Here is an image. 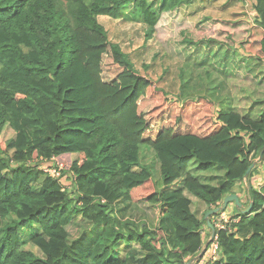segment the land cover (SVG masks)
<instances>
[{
	"label": "trees",
	"instance_id": "obj_1",
	"mask_svg": "<svg viewBox=\"0 0 264 264\" xmlns=\"http://www.w3.org/2000/svg\"><path fill=\"white\" fill-rule=\"evenodd\" d=\"M192 1L0 0V264H185L210 237L204 214L238 187L250 212L236 210L223 229L210 217V264H264V184L252 182L264 171V112L214 111L205 97L180 105L134 70L99 23L126 21L131 3L151 40L161 15ZM242 1L255 12L239 44L254 69L264 64V0ZM5 128L14 135L4 141ZM139 145L155 155L162 189ZM55 161L72 190L40 169ZM192 163L223 175L202 183ZM185 193L207 207L201 218ZM144 201L158 209L155 228L114 213ZM77 217L91 229L69 239Z\"/></svg>",
	"mask_w": 264,
	"mask_h": 264
},
{
	"label": "rangeland",
	"instance_id": "obj_2",
	"mask_svg": "<svg viewBox=\"0 0 264 264\" xmlns=\"http://www.w3.org/2000/svg\"><path fill=\"white\" fill-rule=\"evenodd\" d=\"M153 2L154 6L161 4V0ZM126 13V21L101 17L99 23L107 31L109 40L128 56L134 70L153 81L170 99L177 100L181 105L185 100L205 97L212 101L214 111L233 106L241 114H250L255 118L264 111V64L254 68L255 75L251 77L239 60L243 55L239 44L245 39L250 25L255 22L252 3L242 0H194L192 3L183 4L178 10L161 15L155 38L151 40L145 39L144 27L139 24L141 17L134 18L131 3L127 6ZM184 39L192 44L184 43ZM200 41L209 43H203L197 48L195 43ZM252 64L253 62L246 63L249 67ZM223 72L234 73V77L231 75L226 78V74L221 75ZM229 82L234 86H230ZM255 102L262 104H253ZM13 135L9 128H5L2 139L8 140ZM139 150L141 164L152 169L156 186L162 189L159 165L151 148L139 145ZM74 159L75 157L71 158ZM53 165H60L67 171L63 162L55 161ZM43 166L40 165L41 168ZM261 170L259 175H262ZM189 172L202 183L211 185L223 175V171L217 168L200 172L195 163L190 164ZM61 183L66 189L72 190L69 174L62 175ZM37 189H40V185ZM236 192L241 196L238 188ZM185 195L191 200L192 212L201 218L207 207L190 194ZM230 205L234 204L228 206ZM226 210L228 209L218 213L219 217L217 214L213 215V222L218 224V220L223 219L221 223L225 227L231 217ZM233 211V214H239L234 206ZM157 218V207L146 201L133 206L128 212V219L146 223L152 228L156 227ZM90 229L91 225L87 221L77 217L67 226L69 239H74L84 230ZM38 231V227L33 226L29 232L33 234ZM29 248L35 251L34 248Z\"/></svg>",
	"mask_w": 264,
	"mask_h": 264
},
{
	"label": "crops",
	"instance_id": "obj_3",
	"mask_svg": "<svg viewBox=\"0 0 264 264\" xmlns=\"http://www.w3.org/2000/svg\"><path fill=\"white\" fill-rule=\"evenodd\" d=\"M237 57H238V55H237ZM244 57H246V56H243L242 55V58H240L239 60H241L242 61V63H243V65H245V66H243L244 68H247V71H246V73L249 75V76H251V77H253L254 75H255V71L256 70H254L252 67H249V65H246V63L248 64L249 63V57H247V58H244ZM235 59H237V58H235ZM246 59H248V60H246ZM250 69H252V70H250ZM224 74H226V78H228L229 76H233L234 77V73H231V72H223L221 75H224ZM253 75V76H252ZM229 85L230 86H234L233 85V83H231V82H229ZM253 104H257V105H261L262 104V102H255V103H253ZM232 109H235L233 106H232ZM235 110H237V109H235ZM238 111V110H237ZM264 112V111H263ZM262 113V112H261ZM260 113V114H261ZM245 114V113H244ZM261 169V168H260ZM260 169H258V170H260ZM261 172V174L262 175H259V173H257V175H255L254 176V178H253V180H252V182H253V185L254 186H256L257 188H259L262 184H264V171H263V169L260 171ZM257 178H258V180H261V182H258V180H257ZM238 190H239V187H238ZM236 195V194H235ZM239 196V197H238ZM238 198H240V200L241 199H243V200H241L243 203H247L248 202V199H247V197H246V194H244V193H242L241 192V196L238 194ZM242 203V204H243ZM234 206V208L236 209V207H235V205H233ZM233 206H227V209L228 210H226V211H228V215H230V216H232L233 215ZM241 207H242V205H241ZM133 208V206H127L125 203H119V204H117L115 207H114V213L116 214V216L118 217V218H121V217H123L124 216V218L126 217V218H128V212L131 210Z\"/></svg>",
	"mask_w": 264,
	"mask_h": 264
},
{
	"label": "water",
	"instance_id": "obj_4",
	"mask_svg": "<svg viewBox=\"0 0 264 264\" xmlns=\"http://www.w3.org/2000/svg\"><path fill=\"white\" fill-rule=\"evenodd\" d=\"M255 164H256V162L253 163L248 168V170L246 172V176H248L249 172L255 167ZM231 203H233L235 205L236 210H239V212L242 215L247 214V213L250 212L251 204H249L248 207H246L245 209H242L241 204L239 202V198L235 194H230V195L226 196L224 198L221 206L213 208V209L207 211L205 213V215H204V219H205V222H206V226L210 229V237L208 238V240L204 244V247H203L202 251L198 254V256H196L195 258H193L192 260L188 261L185 264H193L196 260L200 259L205 254L210 242L215 238V229H214L213 225L211 224L210 217H212L213 215H216L218 213H221Z\"/></svg>",
	"mask_w": 264,
	"mask_h": 264
},
{
	"label": "built area",
	"instance_id": "obj_5",
	"mask_svg": "<svg viewBox=\"0 0 264 264\" xmlns=\"http://www.w3.org/2000/svg\"><path fill=\"white\" fill-rule=\"evenodd\" d=\"M40 169H42L45 174L51 176L52 178L58 180L59 182L62 180V175H61V171L63 170L62 166L58 165L57 167L40 168ZM63 188L65 189L64 186ZM221 220L223 219L218 220L219 221L218 224H216V222H213L214 227H216L217 229H223L224 226L221 223ZM216 256H217V242H216V238H214L210 242L205 254L200 259L196 260L193 264H210V261L214 260Z\"/></svg>",
	"mask_w": 264,
	"mask_h": 264
}]
</instances>
